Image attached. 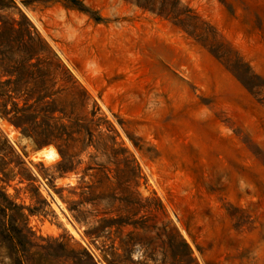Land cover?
Here are the masks:
<instances>
[{"label":"rangeland","instance_id":"rangeland-1","mask_svg":"<svg viewBox=\"0 0 264 264\" xmlns=\"http://www.w3.org/2000/svg\"><path fill=\"white\" fill-rule=\"evenodd\" d=\"M14 1L0 6V264H264V0H179L212 49L129 0ZM20 10L43 53L11 31ZM29 97L37 134L84 129L43 118L56 105L92 127L68 140L72 161L1 114Z\"/></svg>","mask_w":264,"mask_h":264},{"label":"trees","instance_id":"trees-1","mask_svg":"<svg viewBox=\"0 0 264 264\" xmlns=\"http://www.w3.org/2000/svg\"><path fill=\"white\" fill-rule=\"evenodd\" d=\"M58 1H64L68 6L77 8L79 10H87V7L83 4L81 0H58ZM131 2L136 3L139 7L150 10L157 15L163 16L166 19L171 20L175 25L178 27L184 29L187 31L190 35L195 37L198 41L203 42V44L212 46L214 44L213 41H210L208 37H204V33L202 32L203 29H201L197 23V15L194 14V11L189 7H179L180 1L179 0H129ZM0 6L1 7H11L15 6L14 0H0ZM21 22L17 21L15 18H13L10 22V29L13 33H19L21 36V41L24 43L26 47H29L31 49H36L39 52H44L46 49V41L41 37V35L38 33L37 29L34 27V25L31 23V21L27 18V16L21 12ZM6 22H3L5 24ZM18 24L19 28H16V25ZM0 29L1 26H0ZM201 30V31H200ZM214 51V49H213ZM216 52V51H215ZM218 52V51H217ZM226 53H222V55H219V57L225 58ZM32 57L28 58L27 62H30ZM228 60V59H227ZM46 61V60H44ZM246 66V70L251 74L252 77H257L253 72H251V67L248 64H243ZM233 70L235 71L236 68L233 67ZM233 71V72H234ZM237 78L241 81V83L247 87L250 91H252L254 94H259L261 91H255L254 86L255 83H250L249 79L246 77H242L236 71L234 72ZM247 74V73H246ZM76 82L75 81L72 85V89L76 88ZM31 81H27V86L30 84ZM261 84L257 85L260 87ZM46 89V88H44ZM46 95L42 97H38L34 103H47L46 105H49V103L45 100ZM31 97L26 99L25 106L22 109H14V110H7L1 111V114L8 118L16 127L21 128L22 132L28 136H31L35 139V141L39 145H44L46 143L55 142L57 144V147L59 149L60 154L62 155L63 159L65 161H72L73 158L77 155V153H71V148L69 145H67V142L69 139L76 140L78 138L83 137L82 135L84 132L86 134H91V128L87 127L88 125H84L81 122V119L78 117H71V115H67L66 109L60 105H56L54 108L47 109L45 107V114L43 115V118L47 119L48 121H59L60 119L64 118L65 116L68 117V120L71 121V124H61V127H84V129H76V130H60L57 132H50L47 134H37L34 130L30 129L29 127H35L33 123V119L31 118L35 116L33 114L32 110L34 108V103H30ZM53 102L56 103V100ZM48 107V106H47ZM56 112L63 113L64 116H56ZM57 123V122H55ZM91 123H94V120H91ZM50 126V124L48 123ZM57 125V124H56ZM85 130V131H83ZM109 131H113L117 133L116 129L114 127H108ZM78 134L79 137H75L74 135ZM115 139V137H114ZM70 210H73L71 207ZM75 217L78 220L86 219L87 217L80 211H78L77 214H75ZM110 222L113 223H121V219H112ZM100 223H102V220H100ZM105 225H99L97 227H94L93 229H89L87 231V234L99 236L106 228ZM109 264H115L114 261L107 260Z\"/></svg>","mask_w":264,"mask_h":264},{"label":"bare ground","instance_id":"bare-ground-1","mask_svg":"<svg viewBox=\"0 0 264 264\" xmlns=\"http://www.w3.org/2000/svg\"><path fill=\"white\" fill-rule=\"evenodd\" d=\"M51 151L54 152L53 148H52V147H49V148H47L46 150L42 151V153L45 155V154H48V153L51 152Z\"/></svg>","mask_w":264,"mask_h":264}]
</instances>
